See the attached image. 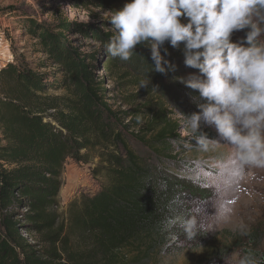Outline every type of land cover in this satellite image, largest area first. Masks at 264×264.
<instances>
[{"label": "trees", "instance_id": "16d2710c", "mask_svg": "<svg viewBox=\"0 0 264 264\" xmlns=\"http://www.w3.org/2000/svg\"><path fill=\"white\" fill-rule=\"evenodd\" d=\"M82 1L110 7L118 0ZM16 20L47 57L36 67L23 58L0 67V264H154L179 243L200 242V232L189 238L186 221L202 193L184 174L194 163L183 156L201 146L190 132L182 135L183 115L165 95L149 97L151 86L128 91L148 80L150 48L138 45L121 61L105 51L115 34L99 27ZM73 29L101 48L75 45ZM246 31H236L238 40ZM161 54L175 65L167 74L182 84V72L198 73L185 66L183 46L165 42ZM200 132L216 139L203 124ZM69 159L95 162L93 174L106 183L61 212ZM231 238L197 264H223L236 246L240 257L252 252L264 264L257 230Z\"/></svg>", "mask_w": 264, "mask_h": 264}, {"label": "clouds", "instance_id": "9594fccd", "mask_svg": "<svg viewBox=\"0 0 264 264\" xmlns=\"http://www.w3.org/2000/svg\"><path fill=\"white\" fill-rule=\"evenodd\" d=\"M108 19L115 35L105 51L121 61L145 45L153 61L150 71L166 74L175 65L161 47L183 46L185 66L199 74L182 82L198 93L192 99L199 111L184 114L182 126L205 150L221 141L230 145L241 176L250 168L264 169V0H126ZM241 30H247L245 36L233 41L232 34ZM202 124L214 126L221 140L201 133ZM215 209L212 224L186 221L189 238L230 221L232 209L223 202ZM239 232L249 234L243 225ZM238 264H260V259L248 252Z\"/></svg>", "mask_w": 264, "mask_h": 264}, {"label": "rangeland", "instance_id": "374dc122", "mask_svg": "<svg viewBox=\"0 0 264 264\" xmlns=\"http://www.w3.org/2000/svg\"><path fill=\"white\" fill-rule=\"evenodd\" d=\"M125 2L126 0H118L109 7L107 5L98 6L91 2L83 3L82 0H0V10H5L4 14L0 13V54L2 58L6 56L4 62L0 61V67L16 58L19 60L23 58L25 62L36 67L38 61L47 57L46 54L36 51L35 39L28 34H23V28L17 24V17H36L49 25L68 20L79 26L99 27L114 33L108 19L110 11L122 8ZM105 21L108 23L104 24ZM240 33L241 31L237 34ZM238 38L235 31L231 39L236 41ZM70 39L75 45L83 44L88 52L101 48L99 42L87 39L80 29H73L70 32ZM101 74L104 75L105 72L102 71ZM145 74L148 80L144 83L149 82L141 87L130 88L129 92L151 86L154 92L152 91L149 97L165 95L179 114L199 111L185 84L167 73L149 72L148 70ZM189 75L188 72H182L178 76L183 80ZM108 87H112V83H109ZM195 93L198 95L197 92ZM203 126L215 132L216 140H221L214 126L205 124ZM189 132V130H184L182 135L187 136ZM231 151V146L221 141L216 147L210 146L207 150L201 147L197 153H187L183 156L194 163L193 169L184 171V174L198 181L195 188L202 193L192 203L193 217L191 219L204 224L214 223L211 215L215 214L218 203L223 202L227 208L232 209L230 221L216 224L215 231H199L203 237L200 242L179 243L177 247L158 256L154 264H197L198 260L207 255L212 246L233 242L232 234L234 238L235 236L246 238L239 232L241 225L246 226L249 232L257 230L258 244L264 250V169L250 168L241 176L234 161L230 158ZM95 164V162L83 163L74 159L67 160L64 169V185L59 194L61 212H66L71 200L82 194L94 195L106 183L104 177H97L93 174ZM180 172L183 173V170ZM224 230L230 233H222ZM233 251L223 264H238L241 249L236 246Z\"/></svg>", "mask_w": 264, "mask_h": 264}, {"label": "built area", "instance_id": "2783aa9c", "mask_svg": "<svg viewBox=\"0 0 264 264\" xmlns=\"http://www.w3.org/2000/svg\"><path fill=\"white\" fill-rule=\"evenodd\" d=\"M5 57H6V56H5ZM5 57H4V58H2V56H1V54H0V59H1L0 61H3V62H4V61L6 60V58H5ZM0 63H1V62H0Z\"/></svg>", "mask_w": 264, "mask_h": 264}]
</instances>
